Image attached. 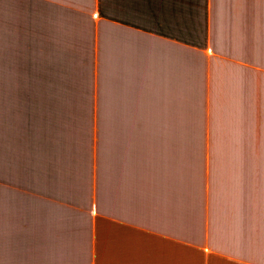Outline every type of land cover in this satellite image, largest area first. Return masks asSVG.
<instances>
[{
    "label": "crops",
    "instance_id": "0c3cea01",
    "mask_svg": "<svg viewBox=\"0 0 264 264\" xmlns=\"http://www.w3.org/2000/svg\"><path fill=\"white\" fill-rule=\"evenodd\" d=\"M0 264H264V0H0Z\"/></svg>",
    "mask_w": 264,
    "mask_h": 264
}]
</instances>
